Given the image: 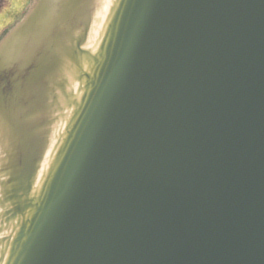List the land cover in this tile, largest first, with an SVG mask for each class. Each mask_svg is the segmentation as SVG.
Returning a JSON list of instances; mask_svg holds the SVG:
<instances>
[{"label": "water", "instance_id": "95a60500", "mask_svg": "<svg viewBox=\"0 0 264 264\" xmlns=\"http://www.w3.org/2000/svg\"><path fill=\"white\" fill-rule=\"evenodd\" d=\"M0 45V264H264V0L32 2Z\"/></svg>", "mask_w": 264, "mask_h": 264}, {"label": "rangeland", "instance_id": "374dc122", "mask_svg": "<svg viewBox=\"0 0 264 264\" xmlns=\"http://www.w3.org/2000/svg\"><path fill=\"white\" fill-rule=\"evenodd\" d=\"M29 3L28 0H8L6 5L0 11V31L9 27L13 22L22 18L24 6ZM29 4L26 5V9Z\"/></svg>", "mask_w": 264, "mask_h": 264}, {"label": "snow or ice", "instance_id": "6c2138e0", "mask_svg": "<svg viewBox=\"0 0 264 264\" xmlns=\"http://www.w3.org/2000/svg\"><path fill=\"white\" fill-rule=\"evenodd\" d=\"M28 2H34V14L38 13L41 7L46 3V0H28ZM13 59L11 54L0 45V72H3L6 66H11ZM4 120V114L2 109H0V123Z\"/></svg>", "mask_w": 264, "mask_h": 264}, {"label": "trees", "instance_id": "16d2710c", "mask_svg": "<svg viewBox=\"0 0 264 264\" xmlns=\"http://www.w3.org/2000/svg\"><path fill=\"white\" fill-rule=\"evenodd\" d=\"M6 0H0V8L2 7V5L4 4Z\"/></svg>", "mask_w": 264, "mask_h": 264}]
</instances>
